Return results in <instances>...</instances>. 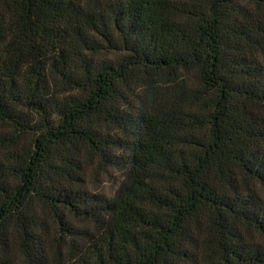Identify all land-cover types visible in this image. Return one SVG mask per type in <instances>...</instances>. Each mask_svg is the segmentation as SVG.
I'll use <instances>...</instances> for the list:
<instances>
[{"label":"trees","instance_id":"trees-1","mask_svg":"<svg viewBox=\"0 0 264 264\" xmlns=\"http://www.w3.org/2000/svg\"><path fill=\"white\" fill-rule=\"evenodd\" d=\"M0 264H264V0H0Z\"/></svg>","mask_w":264,"mask_h":264}]
</instances>
